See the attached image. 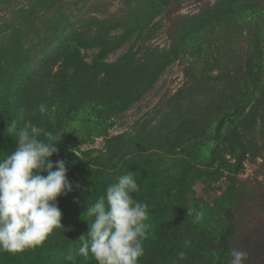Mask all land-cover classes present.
Wrapping results in <instances>:
<instances>
[{
	"label": "trees",
	"instance_id": "trees-1",
	"mask_svg": "<svg viewBox=\"0 0 264 264\" xmlns=\"http://www.w3.org/2000/svg\"><path fill=\"white\" fill-rule=\"evenodd\" d=\"M86 1L33 0L0 25V159L16 147L11 124L51 131L61 139L52 160L65 161L73 184L57 198L65 230L35 248L0 251V264H96L79 255L83 213L129 171L152 224L140 264H230L233 248L248 253L245 264H264V200L254 205L263 190L239 179L246 160L264 156V0L208 1L191 13L173 0H124L126 11L73 20L68 9ZM13 2L0 0V11ZM164 27L169 46L150 43ZM178 60L183 86L132 130L111 134ZM97 137L103 149L81 148ZM223 176L213 205L195 194L197 183L209 191Z\"/></svg>",
	"mask_w": 264,
	"mask_h": 264
},
{
	"label": "clouds",
	"instance_id": "clouds-1",
	"mask_svg": "<svg viewBox=\"0 0 264 264\" xmlns=\"http://www.w3.org/2000/svg\"><path fill=\"white\" fill-rule=\"evenodd\" d=\"M39 111L46 113L47 106L39 105ZM13 131L15 150L0 159V251L17 253L42 245L55 229L65 230L57 198L73 191V184L65 161L52 160L61 139L37 127L17 129L14 123L9 126ZM139 191L136 176L129 171L108 185L105 195L87 203L83 215L90 218L89 229L78 239L79 255L85 259L91 255L96 264H140L152 224L149 205L134 197ZM193 213L195 221L203 216L188 208L187 214ZM230 256V264H245L248 259L246 251L235 248ZM178 257L183 260L185 253Z\"/></svg>",
	"mask_w": 264,
	"mask_h": 264
},
{
	"label": "rangeland",
	"instance_id": "rangeland-1",
	"mask_svg": "<svg viewBox=\"0 0 264 264\" xmlns=\"http://www.w3.org/2000/svg\"><path fill=\"white\" fill-rule=\"evenodd\" d=\"M74 1V0H69ZM208 1L214 0H173L172 5H176V8L181 13H191L197 11L203 4ZM33 0H14V2L7 7L5 10L0 11V25L6 21V18H11L15 12L21 7H27L32 4ZM127 5L124 0H88L86 2H80L77 5H72L68 11H73L75 16L72 17L73 20L77 21L82 19L87 15H97L99 17H104L113 13H120L127 10ZM164 15L162 12L156 20H160ZM121 32L118 30L117 33ZM154 45H159L160 47H168L170 40L166 33V28L164 27L156 35L154 39L150 41ZM129 48V44L124 45L116 52L109 56V60H116L122 53H124ZM88 60L91 59L93 50L85 51ZM186 62L183 60H178L174 62L164 73V75L158 80L155 86L136 104H134L129 110L120 115L117 120V125L115 128L111 129V134H117L123 131L132 130L133 125L139 119L143 118L147 112L154 109L162 97L169 96L177 91L185 82L184 67ZM105 145L103 137H97L95 143L84 144L81 146L82 149H103ZM264 156L259 157L256 160H246L245 171L239 175V179L242 185L248 190H263V195L261 198L257 199L254 203L255 208L258 207L259 203L264 200ZM227 179L223 176L219 181L215 182L213 188L205 190L203 185L200 183L196 184L195 194L197 196H202L205 200L213 205L216 199L223 194V190L227 186ZM264 219V213L260 216Z\"/></svg>",
	"mask_w": 264,
	"mask_h": 264
}]
</instances>
